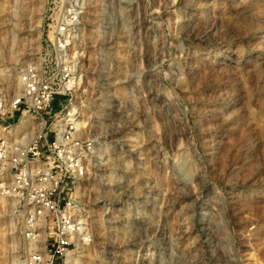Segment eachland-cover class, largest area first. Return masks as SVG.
Listing matches in <instances>:
<instances>
[{
  "label": "rangeland",
  "instance_id": "obj_1",
  "mask_svg": "<svg viewBox=\"0 0 264 264\" xmlns=\"http://www.w3.org/2000/svg\"><path fill=\"white\" fill-rule=\"evenodd\" d=\"M61 24L79 74L51 112L98 151L66 264H264V0H0V93L55 66ZM22 216L1 205L0 264L31 251Z\"/></svg>",
  "mask_w": 264,
  "mask_h": 264
},
{
  "label": "built area",
  "instance_id": "obj_2",
  "mask_svg": "<svg viewBox=\"0 0 264 264\" xmlns=\"http://www.w3.org/2000/svg\"><path fill=\"white\" fill-rule=\"evenodd\" d=\"M69 17L74 23L78 12L69 11ZM68 26L61 24L56 30V61L51 70L29 63L19 72V93L8 98L0 93V199L18 201L23 210L21 236L37 243L22 264H58L59 260L66 264L74 251L92 242L77 194L87 162L98 151L94 140L78 137L77 116L63 121L67 106L51 112L55 97L73 90L79 74L64 38ZM23 116L36 122L26 144L12 136Z\"/></svg>",
  "mask_w": 264,
  "mask_h": 264
},
{
  "label": "bare ground",
  "instance_id": "obj_3",
  "mask_svg": "<svg viewBox=\"0 0 264 264\" xmlns=\"http://www.w3.org/2000/svg\"><path fill=\"white\" fill-rule=\"evenodd\" d=\"M262 37H263V35L260 36V38H262ZM258 40H259V37H258ZM14 59L19 62V60H20L19 55H15L14 56ZM0 76H1V70H0ZM12 76L15 77L14 78L15 80H13V81H12L11 75H5L4 76L5 79L4 78L3 79L6 81V83H7L8 86H10V85L13 86V90L15 91V95H16V94L19 93V90L21 88V85H20V82H19V72L14 71V73L12 74ZM74 115H75L74 113L70 112L68 114V118L66 117L64 121H68L70 119H73V116ZM33 126H34V124L31 121V118H28V119L27 118H23L21 120V122L17 126H15V128L12 130V136H13L14 140L16 142L21 143V144H26L27 143L26 142V139H27L26 137H29L30 135H33V132H34V127ZM7 202H9V198H1L0 199V204L3 205V206ZM12 202H13V199H12ZM202 219H204V218H202ZM43 241H44V238H42V242ZM36 245H37V243L28 242V246H29V248H30L31 251L33 249H35ZM43 245L44 244H42V246ZM70 256L71 255H69L68 258ZM17 260L18 259L13 258V264H17Z\"/></svg>",
  "mask_w": 264,
  "mask_h": 264
}]
</instances>
